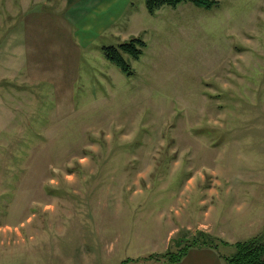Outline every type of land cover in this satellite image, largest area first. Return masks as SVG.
<instances>
[{
	"label": "rangeland",
	"instance_id": "obj_1",
	"mask_svg": "<svg viewBox=\"0 0 264 264\" xmlns=\"http://www.w3.org/2000/svg\"><path fill=\"white\" fill-rule=\"evenodd\" d=\"M214 1L0 0V264L264 234V0ZM139 36L127 76L102 48Z\"/></svg>",
	"mask_w": 264,
	"mask_h": 264
},
{
	"label": "trees",
	"instance_id": "obj_2",
	"mask_svg": "<svg viewBox=\"0 0 264 264\" xmlns=\"http://www.w3.org/2000/svg\"><path fill=\"white\" fill-rule=\"evenodd\" d=\"M192 3L199 8L211 9L216 4L214 0H145L146 7L150 14H155L156 11L168 6L172 8L178 7L182 3ZM147 43L142 37H132L117 46H103L102 52L105 57L114 63L127 76H131L132 66L126 60L125 55H129L134 59H140L146 49ZM204 235V234H203ZM222 242V241H221ZM223 243V242H222ZM224 244V243H223ZM219 244L210 237L200 236L195 238L193 244L185 249L181 254H163L151 256L149 259H132V262L140 264H148L152 261H166L175 263L181 261L193 247H208L218 250ZM234 252L231 256H225L227 264H264V234L260 237L251 238L246 241L237 242L234 244ZM152 258V259H151ZM126 264V263H122Z\"/></svg>",
	"mask_w": 264,
	"mask_h": 264
},
{
	"label": "crops",
	"instance_id": "obj_3",
	"mask_svg": "<svg viewBox=\"0 0 264 264\" xmlns=\"http://www.w3.org/2000/svg\"><path fill=\"white\" fill-rule=\"evenodd\" d=\"M85 8L87 9V11L84 10V9H80V8H78V10H81L83 12H92L93 11L92 10V6H90V5H89V7H85ZM90 34H91V32H90ZM257 200L262 201L263 200V196H260L259 199L257 197ZM246 207H248V206L246 205ZM206 217L209 218V214H207ZM259 217H260V213H256L255 210L251 214L250 213L247 214V212L246 213L243 212L242 215H239L238 216V218L240 220L241 219L244 220L243 223H245L247 221L254 222V220L256 221V219L259 218ZM214 218L215 217H213L212 220L211 219L206 220V223H202V226L201 227H203L205 229H208V230H213L210 227V225L211 226L214 225L213 224ZM219 223L221 224V227L224 228V224L221 223V222H219ZM193 227H194V225H193ZM221 227H217L218 228L217 229L218 230L217 231V235L218 236H222L224 234V232H225V230L223 228H221ZM231 230H232V232L234 231L233 228ZM209 232H211V231H209ZM212 233H214V232H212ZM234 233L237 234L238 231H234ZM240 233H241V231H240ZM214 234H216V233H214ZM228 234H230V233L228 232ZM228 236H231V235H228ZM133 264H140V263L133 262ZM148 264H227V262L224 259V254L221 253L219 249L216 250V249H213V248L201 247V248H192V249H190L188 251L187 255L181 261H179V262H175V263L161 262V263H148Z\"/></svg>",
	"mask_w": 264,
	"mask_h": 264
}]
</instances>
